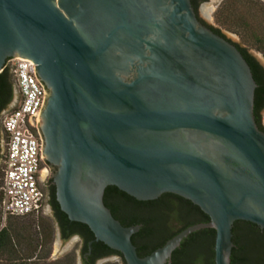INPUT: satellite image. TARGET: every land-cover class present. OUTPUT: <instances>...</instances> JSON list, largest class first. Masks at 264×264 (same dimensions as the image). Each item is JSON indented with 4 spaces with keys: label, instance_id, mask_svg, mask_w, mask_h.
I'll return each mask as SVG.
<instances>
[{
    "label": "water",
    "instance_id": "obj_1",
    "mask_svg": "<svg viewBox=\"0 0 264 264\" xmlns=\"http://www.w3.org/2000/svg\"><path fill=\"white\" fill-rule=\"evenodd\" d=\"M214 2L200 7L204 19L212 7L209 24ZM248 53L264 68L258 50ZM16 58L32 63L43 88L42 158L55 168L60 212L91 232L89 250L100 242L125 264H171L184 239L212 229L213 263L230 264L233 224L264 230L257 86L240 52L197 21L189 0H0V72ZM107 187L138 202L178 196L209 222L138 257L130 239L140 226L112 217ZM76 243L80 252L55 225L53 263ZM108 263L121 264H98Z\"/></svg>",
    "mask_w": 264,
    "mask_h": 264
},
{
    "label": "trees",
    "instance_id": "obj_2",
    "mask_svg": "<svg viewBox=\"0 0 264 264\" xmlns=\"http://www.w3.org/2000/svg\"><path fill=\"white\" fill-rule=\"evenodd\" d=\"M257 42L263 44L264 40L258 39ZM240 52L249 65L257 86L254 91L253 114L258 129L264 132L259 116V112L264 107V72L250 56L246 55L245 50L241 49ZM15 87L11 70L4 66L0 72V104L6 98L7 101L10 99ZM2 120L3 118H0V141ZM103 204L122 227L140 226L139 231L132 235L130 240L138 257L141 258L162 247L166 241L184 229L209 222L208 217L198 207L172 194H163L154 201L138 202L115 187H107L104 191ZM52 208L61 230L62 239L65 241L72 235L80 238L81 258L85 264H93L96 259L107 255H115L121 263L125 264L118 252L109 250L100 242L92 243L89 250L88 244L93 241L89 229L82 224L68 221L56 203L52 204ZM15 219L17 218L8 217L5 220V226L0 229V259H7L9 264H73L69 256L62 261L42 263L48 254L35 256L38 242L35 244L33 238L27 234L28 228L19 227L11 222ZM231 233L233 249L230 264H264V230L258 229L253 224L238 221L233 224ZM25 241L28 243L25 244ZM213 243L214 231L212 229L192 233L172 253L171 264H213ZM17 246L21 249L23 247L22 254L17 251ZM87 253L90 254L88 262L84 258Z\"/></svg>",
    "mask_w": 264,
    "mask_h": 264
},
{
    "label": "built area",
    "instance_id": "obj_3",
    "mask_svg": "<svg viewBox=\"0 0 264 264\" xmlns=\"http://www.w3.org/2000/svg\"><path fill=\"white\" fill-rule=\"evenodd\" d=\"M20 97L17 108L3 117L0 160V218L38 219L43 211L41 182L44 166L42 143L37 134V119L44 92L35 77L32 63L23 59L7 60Z\"/></svg>",
    "mask_w": 264,
    "mask_h": 264
},
{
    "label": "rangeland",
    "instance_id": "obj_4",
    "mask_svg": "<svg viewBox=\"0 0 264 264\" xmlns=\"http://www.w3.org/2000/svg\"><path fill=\"white\" fill-rule=\"evenodd\" d=\"M210 24L218 27L223 34L235 35L248 52L258 50L264 58V43L257 42L258 39L264 40V4L262 2L258 0H217V2H214ZM16 101L9 112L17 108L20 103L18 93L16 94ZM261 123L264 127V117H261ZM2 150H4L3 147ZM11 222L19 227L28 228L29 232L27 234L33 238L35 244L38 242L35 256L48 254V257L42 263H53L55 223L44 213V209L38 219L24 218L11 220ZM5 224L0 218V229ZM27 243L25 241V244ZM22 249L17 246V251L20 254H22ZM73 253H79V243L71 245L69 252H60L56 262L69 256L75 264ZM0 264H9V262L7 259L2 258Z\"/></svg>",
    "mask_w": 264,
    "mask_h": 264
},
{
    "label": "flooded vegetation",
    "instance_id": "obj_5",
    "mask_svg": "<svg viewBox=\"0 0 264 264\" xmlns=\"http://www.w3.org/2000/svg\"><path fill=\"white\" fill-rule=\"evenodd\" d=\"M189 1H190V4H191L192 9L194 11V14H195V17H196L197 21L203 27H205L206 29L210 30L213 34H215V35H217L219 37H222L223 39H225L226 41H228L239 52H240L241 49L242 50H245L246 51V55L250 56L261 67L262 71L264 72V68L248 53V51L245 48L241 47L240 44L235 43L232 40H230L229 38H227L219 29L215 28L214 26H212L211 24L208 23L207 20L209 19V17L207 15V11H210L212 9V7L209 8L208 10L204 11L203 15H204L205 19L200 16V7L203 4L208 3L210 0H189ZM215 2H217V0ZM214 31H218L219 33L217 34ZM240 54H241V52H240ZM15 91H17L16 88L13 89L12 94H11V97H10V99L8 101H7V98H6L5 100H3L1 102L2 107L0 108V118H3L6 114H8L9 113V110L13 107L14 102L15 103L17 102V101H14L13 102V96H14ZM1 104H0V106H1ZM263 110H264V107L259 112L260 118H261V112ZM254 121L256 123L255 116H254ZM261 125H262V123H261ZM37 134H38V136H39V138L41 140V136L39 135L38 130H37ZM41 143H42V140H41ZM2 154H3V150H2V148L0 146V156H2ZM44 166L47 169V174L44 175V178H43V180H42V182L40 184L41 189L43 191V209H46L50 213V217H51V219L53 220V222L55 223V225L57 227L58 239L64 241L62 239L61 230H60L59 224H58V222L56 220L55 213H54L53 208H52V204L53 203H56V201H55V185H54L53 179H52V175H53V173L55 171V168L52 165L46 163L45 161H44ZM69 239H77L78 241L81 242L80 238L77 235H72L67 240H69ZM81 247H82V245H81ZM79 253H80L81 264H85L82 261V258H81V248H80V252ZM89 256H90L89 253H87L86 256H84V258H86V261L87 262L89 261V259H88ZM103 260H109V261L110 260H119V258L117 256H115V255H107L105 257L96 259L93 262V264H98L100 261H103ZM121 264H123V263H121Z\"/></svg>",
    "mask_w": 264,
    "mask_h": 264
}]
</instances>
